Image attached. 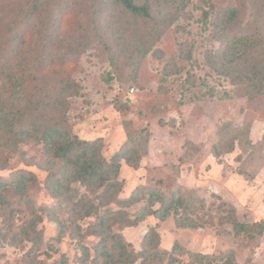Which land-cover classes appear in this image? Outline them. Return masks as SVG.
I'll return each instance as SVG.
<instances>
[{
	"label": "rangeland",
	"instance_id": "374dc122",
	"mask_svg": "<svg viewBox=\"0 0 264 264\" xmlns=\"http://www.w3.org/2000/svg\"><path fill=\"white\" fill-rule=\"evenodd\" d=\"M21 1L25 0H0L2 12L9 16L6 9ZM207 1L190 0L185 5L181 0H171L164 12L155 8V21L167 27H160L161 34H152L153 39L160 36L149 48L126 38L113 42L105 36L97 38L88 18L73 32L59 36L60 44L56 43L58 33L53 27L47 32L38 30L36 50L54 43L59 52L76 57L73 78L80 90L77 94L62 92L58 82L43 79L42 98L63 101L48 107L38 104L35 117L45 123H61L82 139H101L108 159L123 153L129 138L126 122H131V130L143 128L149 133L148 153L138 168L121 158L119 180L124 182V188L120 197L129 196L137 187L166 192L180 186L205 198V216L212 221L204 227L179 228L173 216L165 220L148 216L136 226H115L130 249L141 250L147 231L157 225L160 249L171 250L179 242L186 249L203 253L233 250L236 264H264V235L251 241L236 235L232 226L220 219L225 211L219 208L226 202L235 207L241 221L264 220V94L253 99L239 96L229 79L211 68L207 54L217 51L220 41L213 34L212 17L203 15V10L209 8ZM212 1L220 6L230 2L251 6L249 0ZM42 21L35 22L36 29ZM9 36L8 30L0 34V50ZM4 83V78H0V92L7 98L9 89ZM152 104L156 105L154 112L150 110ZM226 123L230 128L223 139L220 130ZM218 145L220 153L216 154ZM44 150V144L35 138L21 143L19 149L0 147V162L7 166L0 169V177H8L16 169L37 175V181L29 186L30 200L44 218L39 225L44 236L36 249L37 258L52 264L65 254L69 264H94L100 238L74 237L77 227L73 225L76 221L86 229L95 222V217L80 219L73 203L82 194L92 199L94 195L71 183L69 193L61 200L54 197L45 186L49 154ZM53 169L57 174L59 164ZM13 201L19 204L17 199ZM145 203L143 198L128 210L136 211ZM44 206L54 208L59 220L42 211ZM18 207L26 210L25 205ZM28 215L20 212L12 223L13 229L19 230ZM6 222L5 216L0 215L3 234ZM59 222L65 223L63 235H59ZM83 244L90 251V258L85 261L87 251L82 249ZM31 246L30 242L13 245L0 237V264H28ZM187 260L183 256V261ZM147 264L166 262L153 259Z\"/></svg>",
	"mask_w": 264,
	"mask_h": 264
},
{
	"label": "trees",
	"instance_id": "16d2710c",
	"mask_svg": "<svg viewBox=\"0 0 264 264\" xmlns=\"http://www.w3.org/2000/svg\"><path fill=\"white\" fill-rule=\"evenodd\" d=\"M181 1L185 5L190 2ZM169 2L171 4V0H25L15 3L17 7L6 9L10 17L0 7V34L8 30L10 35L0 50V78H4L9 89L7 98L0 92V147L19 149L21 143L35 138L44 144V151L49 154L45 186L54 197L61 200L69 193L71 183L85 187L94 195L92 199L82 194L73 202L80 219L95 217V222L86 229L73 222L77 227L74 237L84 239L86 235H94L100 238L94 264H135L138 261L147 264L153 259L166 264H236L233 250L203 253L186 249L179 242H175L171 250L160 249L161 235L157 225L147 231L141 250L130 249L122 234L114 229L115 226H136L148 216L159 220L173 216L179 228L204 227L212 221L205 216V198L180 186L166 192L137 187L129 196L120 197L124 188V182L119 180L121 158L129 166L138 168L148 153L150 136L143 128L131 130V122L127 121L129 138L123 153L108 159L102 151L101 139H82L61 123H45L35 117L38 104L48 107L50 103L55 105L63 101L42 98L43 79L58 82L62 92L77 94L80 90L73 78L77 69L76 57L59 52L53 47L54 43L36 50L38 30L47 32L53 27L58 33L56 43L60 44L59 36L73 32L83 19L88 18L97 31V38L105 36L108 42L126 38L139 47L149 48L160 36L155 35L153 39L152 34H161V24L155 21V8L164 12ZM249 3L251 6L246 2L220 6L208 0L209 8L203 10V15L212 17L213 34L220 41L218 50L207 54L211 68L229 79L237 95L253 99L264 94V0H249ZM41 20L36 29L35 22ZM166 27L167 24L161 28ZM155 109L156 105L152 104L150 110L154 112ZM229 128L227 123L222 125L223 139ZM215 151L220 153L219 145L215 146ZM57 164L60 175L53 169ZM5 165L0 162V169L6 168ZM36 181L35 172L25 169H16L10 176L0 177V215L7 220V230L5 234L0 230V237L9 239L13 245L32 243L27 255L28 264H47L36 257L39 252L36 249L44 236L43 228L39 227L44 221L43 215L37 212L29 197V186ZM77 193L78 190L75 195ZM143 198L147 203L136 211L128 210ZM22 205L26 210H20L18 206ZM219 208L225 211L220 219L228 222L236 235L250 241L264 235V220L241 221L235 207L226 202ZM40 209L53 220H59L51 206ZM20 212L29 215L20 229L14 230L12 223ZM59 226V235H63L65 223L59 222ZM82 249L87 251L85 261L90 258V251L84 244ZM185 255L186 262L183 261ZM47 257L52 256L47 254ZM52 264H69L67 255L62 254Z\"/></svg>",
	"mask_w": 264,
	"mask_h": 264
}]
</instances>
